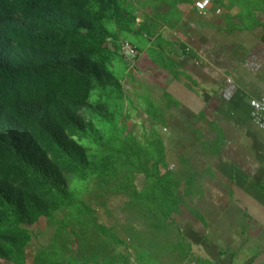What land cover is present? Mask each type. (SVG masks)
Returning <instances> with one entry per match:
<instances>
[{"label":"trees","instance_id":"1","mask_svg":"<svg viewBox=\"0 0 264 264\" xmlns=\"http://www.w3.org/2000/svg\"><path fill=\"white\" fill-rule=\"evenodd\" d=\"M136 18L134 0H0V264H26L41 216L53 232L30 264L187 254L171 240L179 184L112 69ZM110 196L124 200L107 226L93 204Z\"/></svg>","mask_w":264,"mask_h":264},{"label":"crops","instance_id":"2","mask_svg":"<svg viewBox=\"0 0 264 264\" xmlns=\"http://www.w3.org/2000/svg\"><path fill=\"white\" fill-rule=\"evenodd\" d=\"M134 1L133 33L151 50L132 44L123 88L137 135L159 140L160 173L179 184L171 240L188 251L151 264H264V130L250 114L264 93V0H212L205 14L202 0Z\"/></svg>","mask_w":264,"mask_h":264},{"label":"rangeland","instance_id":"3","mask_svg":"<svg viewBox=\"0 0 264 264\" xmlns=\"http://www.w3.org/2000/svg\"><path fill=\"white\" fill-rule=\"evenodd\" d=\"M123 40H126L127 42H129L131 45H136L139 47V49L143 52H148L150 53L151 49H147L146 47V43L147 41L145 39H143L139 33H133L132 31L130 32H125L123 33ZM146 48V49H145ZM139 53V51H138ZM147 53V55H149ZM127 65H129V63L126 61V59L124 58L123 54L121 53L120 55L116 56L115 60H114V65H113V71L115 73L116 76L118 77H122L125 73V70L127 68ZM134 95H137V91H134ZM140 97V95H139ZM137 101L140 102V100L138 99ZM149 110H152V106L149 104L146 106ZM138 127H136L137 129ZM146 136L151 138V132L150 130H148L146 128L145 130ZM157 150V152L159 153V145L155 144L154 146ZM149 149H151V151L153 152V154H156L155 149L151 146H149ZM143 175H138L136 178V185H138V187H141L142 183H143ZM123 198L121 196H110L105 198L106 201V207H103L101 205H95L93 204V207L96 209V216L98 218V221L100 223H103L107 226L113 225L114 224V218H112L111 216H109L108 213H106V210H112L114 209L115 211H117V209L120 207V205L123 202ZM30 230L33 233V239L30 243V247L27 250V262L26 264H30L31 263V255H33L36 250L38 248H40V246L45 247L46 245H48V242L50 240L51 234L53 232V230L49 227L46 226V221L45 218L43 216H41L38 221L29 226ZM120 232V231H119ZM124 236V235H123ZM119 249H123L122 247H119ZM125 249V248H124ZM123 249V250H124ZM130 252H133V249L131 248L130 250H128ZM246 251V250H245ZM244 251V252H245ZM130 262L133 259V256L130 253ZM4 264H10L9 262H3Z\"/></svg>","mask_w":264,"mask_h":264},{"label":"built area","instance_id":"4","mask_svg":"<svg viewBox=\"0 0 264 264\" xmlns=\"http://www.w3.org/2000/svg\"><path fill=\"white\" fill-rule=\"evenodd\" d=\"M211 1L212 0H202L197 3L200 14H205L207 12L206 4H209ZM122 48L127 58L131 59L138 55V51L127 41L123 42ZM250 107L251 119L260 129L264 130V93L258 98H253L250 101Z\"/></svg>","mask_w":264,"mask_h":264},{"label":"clouds","instance_id":"5","mask_svg":"<svg viewBox=\"0 0 264 264\" xmlns=\"http://www.w3.org/2000/svg\"><path fill=\"white\" fill-rule=\"evenodd\" d=\"M126 56V55H125ZM127 58V57H126ZM128 59V58H127ZM130 59V58H129Z\"/></svg>","mask_w":264,"mask_h":264}]
</instances>
